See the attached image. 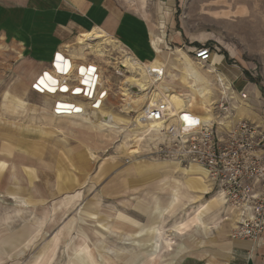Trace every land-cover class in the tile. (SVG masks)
Listing matches in <instances>:
<instances>
[{"label": "rangeland", "instance_id": "obj_1", "mask_svg": "<svg viewBox=\"0 0 264 264\" xmlns=\"http://www.w3.org/2000/svg\"><path fill=\"white\" fill-rule=\"evenodd\" d=\"M126 1L130 8L137 7L134 0ZM179 3V29L188 37L176 47L203 70L211 61L199 62L192 51L208 47L237 70L238 78L231 83L221 75L232 86L222 93L214 80L218 72L202 81L187 77L183 58L169 46L162 82L171 93L191 97L195 115L216 114L213 108L221 96L229 95L232 121L245 118L264 127V0ZM18 62L13 49L0 48V264H33L40 256L39 264H89L78 252L83 242L95 264H143L147 258L150 264H174L175 244L195 232L197 204L177 199L162 214L156 209L168 202L173 189L197 182L188 171L196 168L168 157L164 134L147 118L144 106L125 111L123 96L116 93L121 89L115 86H121L125 73H115L111 62H91L119 82L107 84L102 111L88 110L91 121L52 119L53 98L37 93L33 85L20 91L14 71ZM206 85L211 106L199 94ZM41 172L43 179L38 177ZM183 177L185 182L179 183ZM72 193L78 197L64 204ZM223 207L211 209L205 219L226 223L232 214ZM154 225L164 232L157 247L144 240ZM179 230L181 235L174 234Z\"/></svg>", "mask_w": 264, "mask_h": 264}, {"label": "crops", "instance_id": "obj_2", "mask_svg": "<svg viewBox=\"0 0 264 264\" xmlns=\"http://www.w3.org/2000/svg\"><path fill=\"white\" fill-rule=\"evenodd\" d=\"M134 1L138 4L132 9L126 0H0V48L9 47L18 55L14 71L21 80L20 91L27 84L32 87L40 72L52 69L55 53L74 63L111 62L118 74L119 62L127 55L134 56L138 62L152 64L160 55H165L169 46L177 48L176 45L187 41L188 36L179 29L177 21L180 0ZM88 41L98 44L105 51L104 56L91 52ZM222 59L213 54L210 65L232 83L238 78V72ZM97 67L101 88L108 95L107 84L113 86L119 82L109 80L103 66ZM72 79L75 84V77ZM116 93L121 94L120 90ZM9 94L6 91L4 98ZM188 167L201 168L204 173L209 191L203 194V199L212 195L227 210L216 194L218 186L208 178L206 170L195 164ZM38 177L43 179V172ZM182 182L184 177L179 183ZM231 220H225L219 230L211 233L181 236L173 246L174 264H264V234L256 240L232 238Z\"/></svg>", "mask_w": 264, "mask_h": 264}, {"label": "bare ground", "instance_id": "obj_3", "mask_svg": "<svg viewBox=\"0 0 264 264\" xmlns=\"http://www.w3.org/2000/svg\"><path fill=\"white\" fill-rule=\"evenodd\" d=\"M107 42L109 44L112 43L110 40H108ZM92 43H90L89 41L87 42V44L90 46V51L100 56H104L105 51L102 48H100L98 44H92ZM175 52L184 60L183 69L187 77L194 78V80L202 81L205 79L206 75L212 74L214 72L212 66L208 65V67L203 70L193 65V63L188 58L187 54L182 49L177 48ZM58 55L63 57L59 53ZM133 57L134 56L127 55L123 57L121 62H119L120 65L119 70L123 71L122 74L125 73L122 77L121 86H120L121 89L120 92L121 95L123 96L122 99H123V103H124L123 106L125 111L127 112L137 111L139 108L144 106L145 107L144 113H146L148 110L152 109L153 107L158 106L157 105L158 103L160 102L165 103L167 104L168 107V114L170 113L172 115L170 118L172 119L171 120L172 123L177 127L180 126L181 130L178 131H182V132L186 130L190 131L196 128L199 124V123H192L189 121H185L184 119L185 115L189 116L191 120L199 121V122L211 118V115L209 113L208 114L203 113L201 115H195L194 113H191V107L193 101L191 97H181L179 95H175L171 93L170 88L162 82L166 64L167 62H169L168 61L169 59H167L166 56L160 55L157 58V60H155L152 64H143L141 62H138ZM66 61H67V63L65 64V66L67 67L66 71L63 72L60 71L59 68L57 67L58 63H56L55 67L54 65H52V69L46 70L45 73L43 71L40 72L36 76L35 80L31 83V85H33L34 83L36 89L35 88L33 89L36 92L38 91L37 93L43 94L47 97H55L53 99L51 106V114L53 117L55 118L84 117L85 119H89L88 115L90 111L88 112V110H91L90 113H95L99 111L101 112L103 108L104 99L106 98L107 95V91L104 88L100 87L101 80L98 72L99 70H97L96 64L91 62L75 64L74 62H71L68 59H66ZM59 63L63 64V62H59ZM88 68H90L91 70H87ZM46 73L48 74L49 77H51V79L45 76ZM86 73L87 75H85ZM72 74H74L77 84L72 85L70 84L71 82L70 83L68 82V80L69 81L71 80ZM83 75L86 76V79H88V82L91 85L88 86V90L90 89L91 91L89 96L88 94L83 93V89L86 86V84H84L85 83L84 80L82 81ZM42 80L43 83H41ZM214 80L217 89L220 90L222 93H225L227 83L224 81V78L221 75L216 74ZM53 81H55V83H53ZM65 87L67 88V91H64ZM77 88L80 89L79 92L75 91V89ZM210 92H211L210 87L207 85L199 89L200 96H203L205 98L207 102L206 105L208 106H211L213 104V101H211L209 97ZM80 98L81 100H79ZM96 100L97 103L95 106H93ZM206 105L204 104L205 107H208ZM65 106H71L69 107L70 109L69 112H59V108H61V110H64L65 108H67ZM73 108H75V110H73ZM207 110H209V107ZM174 115L175 117H173ZM89 121L91 120L89 119ZM160 124H161L160 121L155 120L154 127L160 129ZM103 125L105 126L107 124H103ZM171 164L176 165L177 162L171 161ZM188 171L189 174L194 175L193 178H195L197 182H195L194 185L188 183L187 184L188 186H185V189H180V188L175 190L173 189V192L171 193L168 202L165 205H161L160 207H157L160 210L158 209L156 210L159 212V214H162L163 211L166 210L167 208L170 209L171 207H173V204L177 199L182 201L183 203H195L197 204L195 209L197 214V219H194L193 222L194 231L198 233H202L203 231L212 232L213 229L219 230L220 227L223 226L220 223L221 220L216 221L214 219H211L212 222H208V219H205V216L206 215L210 216V213L219 210L221 207V202L214 196L211 197L210 199H203V194L204 193L206 194V192L209 191V184L206 183V180L204 179L205 178L204 173L201 170V168L200 169L196 168L193 170L188 169ZM77 197L78 194L76 193L75 194L72 193V195H67L65 196L63 203L68 204ZM211 209L214 210L211 211ZM37 231L38 229L34 230V233ZM177 232L174 231V234L176 233L181 235L180 233H182L180 230ZM34 233L32 234L34 235ZM163 233L164 232L161 229L157 228V226L154 225L152 228V232L148 234L149 237L144 238V240L150 242L152 246L157 247L158 243L161 242V238H163ZM86 247L88 246L85 242L81 243L78 252L84 253V257L88 259L89 264H95V262L90 257V255L87 254ZM40 258L41 256L38 257L35 263L33 264H39ZM143 264H150V258H147L143 262Z\"/></svg>", "mask_w": 264, "mask_h": 264}, {"label": "built area", "instance_id": "obj_4", "mask_svg": "<svg viewBox=\"0 0 264 264\" xmlns=\"http://www.w3.org/2000/svg\"><path fill=\"white\" fill-rule=\"evenodd\" d=\"M212 51L201 46L192 54L206 63ZM231 87L227 81V90ZM231 99L222 95L213 108L216 114L190 131H178L181 127L172 123L165 103L146 116L161 122L158 131L164 134L168 157L204 168L216 183V194L232 214L225 219L234 217L230 236L256 240L264 234V127L245 118L232 121Z\"/></svg>", "mask_w": 264, "mask_h": 264}, {"label": "water", "instance_id": "obj_5", "mask_svg": "<svg viewBox=\"0 0 264 264\" xmlns=\"http://www.w3.org/2000/svg\"><path fill=\"white\" fill-rule=\"evenodd\" d=\"M57 56H58V53H55V55H54V62H53V65H54V67H55V64L56 63H59V62H63V64L65 65L66 63H67V61H66V59H64L63 61H57ZM79 69H80V67H79ZM87 70H91L90 68H88ZM45 73V72H44ZM88 73V72H87ZM87 73L85 74V75H87ZM85 75H83V78H82V81L84 80V82L85 81H87L88 82V79H86V76ZM81 81V82H82ZM84 84H86V86H85V88L83 89V93L84 94H88V96L90 95V89L88 90V86H91L90 84H89V82L88 83H84ZM33 88H35V85L33 84ZM62 88V87H61ZM36 89V88H35ZM63 89V88H62ZM133 89H134V87H133ZM38 90V89H37ZM101 95V94H100ZM96 103H97V100H96V102L93 104V106H95L96 105ZM58 104V103H57ZM56 104V105H57ZM65 107H67V108H65L64 110H61V108H59V112H69V107H71V106H65ZM55 110H56V108H55ZM73 110H75V108H73ZM77 110V109H76Z\"/></svg>", "mask_w": 264, "mask_h": 264}, {"label": "snow or ice", "instance_id": "obj_6", "mask_svg": "<svg viewBox=\"0 0 264 264\" xmlns=\"http://www.w3.org/2000/svg\"><path fill=\"white\" fill-rule=\"evenodd\" d=\"M57 60H58V61H63V57H61V56L58 55V56H57ZM57 67H58L59 70L62 71V72L67 70V67H66L64 64H62V63H58V64H57ZM45 76L48 77L49 79H51V77H49L47 73L45 74ZM41 83H43V80L41 81ZM53 83H55V81H53ZM85 83H88V82L85 81ZM64 91H67V88H66V87L64 88ZM75 91L79 92L80 89L77 88V89H75ZM78 110H79V109H78ZM184 119H185V121H189V122H192V123H199V121L191 120V118H190L189 116H187V115L184 116Z\"/></svg>", "mask_w": 264, "mask_h": 264}]
</instances>
